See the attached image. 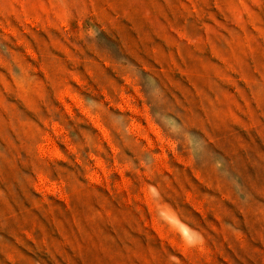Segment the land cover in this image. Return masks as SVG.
<instances>
[{"label":"rangeland","instance_id":"1","mask_svg":"<svg viewBox=\"0 0 264 264\" xmlns=\"http://www.w3.org/2000/svg\"><path fill=\"white\" fill-rule=\"evenodd\" d=\"M0 264H264V0H0Z\"/></svg>","mask_w":264,"mask_h":264}]
</instances>
